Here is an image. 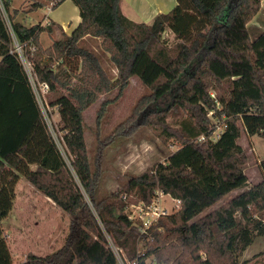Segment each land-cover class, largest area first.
I'll return each mask as SVG.
<instances>
[{
    "label": "trees",
    "instance_id": "obj_1",
    "mask_svg": "<svg viewBox=\"0 0 264 264\" xmlns=\"http://www.w3.org/2000/svg\"><path fill=\"white\" fill-rule=\"evenodd\" d=\"M0 1L15 38L26 43L38 80L48 85L46 102L58 113L71 157L69 168L23 65L10 52L12 36L0 11V221L12 208L21 177L71 219L61 247L46 255L28 253L17 264H118L106 236L137 264L150 255L161 264H240L255 236L264 235V159L258 162L262 180L247 186L243 168L248 156L238 143L243 134L264 138V28L253 39L249 30L261 0H176L151 24L126 17L120 0H71L80 22L46 48L39 36L51 34V22L25 26L9 12L12 0ZM63 1L54 0L51 9ZM44 5L34 1L28 10ZM166 29L173 34L172 44L163 40ZM85 37L100 39L101 52L116 69L114 79L99 56L80 45ZM131 77L149 93L126 122L145 121L164 143L174 139L178 146L163 163L128 176L118 189L99 196V166H90L82 112L114 88L118 97ZM112 101H101L97 121ZM209 110L223 125L215 140ZM180 116L178 126L167 121ZM115 132L124 134V120ZM156 190L179 199V208L139 234L125 207L149 204ZM139 240L146 241L142 255L137 253ZM250 262L264 264V252L242 264ZM0 264H13L1 224Z\"/></svg>",
    "mask_w": 264,
    "mask_h": 264
},
{
    "label": "rangeland",
    "instance_id": "obj_2",
    "mask_svg": "<svg viewBox=\"0 0 264 264\" xmlns=\"http://www.w3.org/2000/svg\"><path fill=\"white\" fill-rule=\"evenodd\" d=\"M25 1L28 0H14L13 4L17 7L13 12L14 20L20 21V18L22 19L27 12H30L28 9L31 4L27 5ZM74 7L76 6L69 0L54 8L56 9L54 13L60 11L61 14H64V17H62L64 23L56 21L55 26L57 28L64 24L66 27L72 17ZM0 11L9 28L10 23L8 15H6L1 1ZM12 11L13 8L10 7L9 12L12 13ZM47 12L48 10L45 7L37 9V11H34L33 15H30L29 18L24 21L26 22L25 25L28 26L35 21L39 22V20L45 22V18L47 19V17L42 15ZM263 28L264 0H261L260 10L249 22L250 38H255ZM60 37L61 36L57 34V38L55 39H59ZM162 37L167 44H172L175 41L173 34L168 29L163 32ZM55 39L51 38L47 31H43L39 36V42L43 48L50 46ZM80 45L85 47L88 46V49L96 53L108 76L111 79L115 78L116 69L109 60V55L101 52L99 43L96 40L85 41V43L80 42ZM117 91V88H114L106 94L98 96L97 99L82 112L84 139L90 166L92 170L96 165L99 166V178L97 182L99 196L107 195L111 191L118 189L121 184L128 179V176L139 175L148 168L163 163L169 153L174 151L178 146V142L174 139L165 141L164 143L157 135L156 130L149 124H146L145 121H138V124H135V120H133L132 123L131 121L126 122V119L132 115L133 108L141 96L149 93V88L147 86L136 77H131L128 81V85L123 89L120 95L115 98ZM210 93L212 97L215 95L214 90H211ZM103 99H112L113 101L104 106L102 114L97 121L99 107ZM158 104L163 106L162 101ZM182 110L185 115L188 114V110ZM135 114L138 119V114L136 112ZM45 116L48 117L50 131L60 148L67 166L70 168L71 157L66 153L61 143L58 128L59 116L56 109L45 112ZM184 116L175 119L169 117L167 121L173 126H178ZM206 117L211 119V125H215L214 133H221L223 125L211 115L210 110L206 112ZM123 120L124 134H120L119 132L113 134L115 127ZM214 133L212 139L215 140L218 135ZM238 143L245 149L248 156L243 172L246 176L247 186H250L261 181L263 178V174L258 168V162L264 159V138L258 135L247 136L243 134L239 138ZM96 155H98V157H96ZM156 191L158 192L154 194L150 203L156 199L158 203L152 204L159 205L161 209H166L167 214L173 213L179 208L180 204L177 203L179 199L173 198L169 194L163 193L161 190ZM235 191H232L230 194L235 193ZM228 196L229 194L226 195L225 198ZM19 205V200L15 201V206L18 207ZM26 205L28 207L19 208L18 219L13 218L12 212L9 211L8 215L0 221L3 236L8 245L13 264L22 262L28 253L46 255L54 252L62 246L69 230L70 216L60 208L55 210V207H49V205L41 207L35 206L34 204ZM217 205L218 204L215 206ZM15 210L17 211L18 208H15ZM106 242L107 246L109 248L112 246L111 249L116 253L118 264H137L136 261L128 260L122 249L118 250L115 248L112 245L110 237L106 236ZM145 242V240L138 241V254L142 255V252H144ZM262 252H264V235L255 236L252 244L244 250L238 261L242 264L243 261L252 259L256 254ZM143 264L161 263H158L155 258L150 255L145 257ZM248 264H253V262Z\"/></svg>",
    "mask_w": 264,
    "mask_h": 264
},
{
    "label": "crops",
    "instance_id": "obj_3",
    "mask_svg": "<svg viewBox=\"0 0 264 264\" xmlns=\"http://www.w3.org/2000/svg\"><path fill=\"white\" fill-rule=\"evenodd\" d=\"M34 1L44 2L45 5L43 7H45L48 10V12L43 13L42 16L47 17L48 20L45 18V22L39 20V22L35 21L34 23L28 26L34 24H40L44 26L45 24L51 22L52 32L51 34L48 35L53 39L57 38V34L61 36V32L69 34L80 22L78 8L74 7V12L72 13V17L69 23L66 25V27L65 24L61 25L59 29L55 26L56 25L55 23L56 21L64 23V20L62 18L64 17V14H61L60 11L54 13L56 9H51L49 4L50 1L47 0H28L25 1V3L29 5ZM67 1L69 0H64L61 4ZM13 3L14 0H12L10 4V7L13 8L12 13L14 12V10L17 9V7H15ZM175 5H176V0H120L121 11L126 17H128L134 22H142L145 24H151L155 16L162 13H168ZM43 7H40V9ZM37 9L34 11H37ZM34 11L27 12V14L25 15L26 17L24 16L22 17V19L20 18L19 22L25 25L26 22L24 21L27 18H29L30 15H33ZM89 40H96L98 43H100L99 38H93V37H85L82 42L85 43V41H89ZM86 47L88 48V46ZM17 200H19L20 203L18 207L15 206V201ZM26 204H30V205L34 204L35 206H39V207L44 205L45 206L49 205V207L51 206L55 207V210H58L59 208L57 205L54 204L53 201H51L48 197H46L39 190H37L25 178L21 177L15 184V197L12 208L10 210V212H12L13 214V218L18 219L19 208L28 207ZM15 208H18V210L16 211Z\"/></svg>",
    "mask_w": 264,
    "mask_h": 264
},
{
    "label": "built area",
    "instance_id": "obj_4",
    "mask_svg": "<svg viewBox=\"0 0 264 264\" xmlns=\"http://www.w3.org/2000/svg\"><path fill=\"white\" fill-rule=\"evenodd\" d=\"M49 4H50V8H51V6L54 4V0L50 1ZM9 29H10V34L12 36V45H13L10 52L16 54L18 59L20 60L21 64L23 65V68L27 74L29 83L31 85V88L35 94V98L39 104V107L42 111L44 120L47 124L49 131H50V127H49L50 123L48 122V117L45 116V112H47V111L50 112L51 110H55V109H51L46 102L45 95L48 91V85L46 82H41L38 80V78L34 72V69H33V64L26 56V43H19L17 41V39L15 38L13 32L11 31V27H9ZM23 49H24V52H23ZM34 49H35V47L33 45H30V50H34ZM219 133L220 132L214 133V134H217L219 136ZM201 137L202 136H200V138ZM211 138H213V137L211 136ZM60 139H61V143H62L66 153L68 154L66 147L63 143L61 134H60ZM55 143H56V141H55ZM56 145H57V143H56ZM57 147L60 151V148L58 145H57ZM60 153H61V151H60ZM157 192L158 191H156L155 193H157ZM152 203H158V202L155 199ZM152 203H150L148 205H145L141 202H138L137 204L129 203V205H126V207H125V212L127 214V217L137 227L139 234L146 233L147 230L149 229V227H151V225L157 220L158 217H160L161 215L167 214L166 209H161L159 207V205L152 204ZM177 203L180 204V200H177ZM111 248H112V246L110 247V249ZM118 250H120V249H118ZM112 252L114 253V255L117 259L116 253L113 250H112ZM139 255H141V254H139ZM117 262H118V259H117Z\"/></svg>",
    "mask_w": 264,
    "mask_h": 264
}]
</instances>
